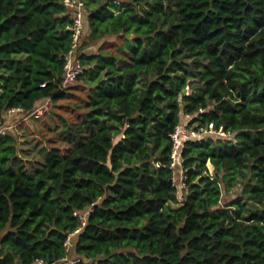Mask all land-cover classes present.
<instances>
[{"label":"trees","instance_id":"obj_1","mask_svg":"<svg viewBox=\"0 0 264 264\" xmlns=\"http://www.w3.org/2000/svg\"><path fill=\"white\" fill-rule=\"evenodd\" d=\"M119 1H87L64 85V0H0V264H264V0ZM184 115L231 136L178 185Z\"/></svg>","mask_w":264,"mask_h":264},{"label":"built area","instance_id":"obj_2","mask_svg":"<svg viewBox=\"0 0 264 264\" xmlns=\"http://www.w3.org/2000/svg\"><path fill=\"white\" fill-rule=\"evenodd\" d=\"M87 1L88 0H64L66 7L71 11V17L73 19V44L69 54L66 57V65L64 68V85H69L76 81L78 76L82 72V64L80 59L77 57L76 52L78 48V44L81 40L82 34L85 29L86 17L88 14L87 8ZM113 2L119 4V0H112ZM20 108H14L9 111V116L13 115L14 113L21 112ZM45 108H40L35 112V115L39 116L43 114ZM192 115H184V118H187V122L181 123L177 126L175 131L171 135L172 139V153H171V167L176 172V178L180 177L181 179L184 176H179V166L182 160V150L184 144L190 140H197L202 139L207 136H215L218 138H227L231 136V133H225L223 129L215 130L214 126L211 124L207 128H200L196 129L195 127L189 126L188 122L192 119ZM182 119V120H183ZM10 129V126H2L0 125V133L6 134V132ZM178 202H182V197L179 196ZM75 216H78L83 224H86V215L75 212ZM79 233V229L71 233L68 238L66 239V251L67 253L71 252L72 249V238ZM64 260H69L71 264L77 262V259H69L68 257L64 258ZM37 264H45L42 260L38 261Z\"/></svg>","mask_w":264,"mask_h":264},{"label":"rangeland","instance_id":"obj_3","mask_svg":"<svg viewBox=\"0 0 264 264\" xmlns=\"http://www.w3.org/2000/svg\"><path fill=\"white\" fill-rule=\"evenodd\" d=\"M92 48H93V47H92ZM187 89H188V93H189V92L191 91L190 87H188ZM46 105L48 106L49 104L46 103ZM48 107H49V106H48ZM19 120H20V118L15 119L13 124H14V125L17 124V122H18ZM185 122H187V118H184L183 121H182V123H185ZM121 137H122V136L117 137L116 140H115V142L117 143V142L121 139ZM208 167H209L210 172L213 173V172H214V167L212 166V164H211L210 162H208ZM179 176H180V175H179ZM176 181H177V184L180 185V183H181L180 177H177V178H176ZM235 194H236V193L226 194V195L224 196V201L229 200V198H230L231 196H235ZM62 264H63V263H62Z\"/></svg>","mask_w":264,"mask_h":264},{"label":"water","instance_id":"obj_4","mask_svg":"<svg viewBox=\"0 0 264 264\" xmlns=\"http://www.w3.org/2000/svg\"><path fill=\"white\" fill-rule=\"evenodd\" d=\"M184 92H185V94H187L188 93V89H186Z\"/></svg>","mask_w":264,"mask_h":264}]
</instances>
